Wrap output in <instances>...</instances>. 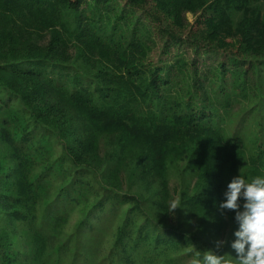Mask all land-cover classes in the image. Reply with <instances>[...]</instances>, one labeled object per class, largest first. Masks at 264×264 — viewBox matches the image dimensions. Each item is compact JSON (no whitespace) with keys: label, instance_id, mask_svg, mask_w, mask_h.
<instances>
[{"label":"trees","instance_id":"trees-1","mask_svg":"<svg viewBox=\"0 0 264 264\" xmlns=\"http://www.w3.org/2000/svg\"><path fill=\"white\" fill-rule=\"evenodd\" d=\"M125 1L144 10L150 0ZM151 2L155 6L150 8L148 17L162 24L164 19L172 21V25L178 23L177 17L183 10H201L199 23L208 27L206 37L210 42L196 40L197 43H206L205 47L217 51L230 47L228 52H236L230 57L232 72L225 62H220L214 72L222 79L227 73L235 75L232 86L224 84L217 91L205 90L199 74L189 72L187 62L183 61L157 68L141 64L137 55L144 59L149 48L134 37L136 30L128 40L120 24L125 10L116 17L104 11L105 7L115 5L113 0H0L2 259L11 258L10 248L1 243L9 231L2 224L6 218H11L21 222L24 231L36 240L32 259L38 264H48L57 245L56 237L71 211L67 208L77 202V198H71L72 191L79 189L77 186L86 179L83 171L90 170L94 174L93 163L86 158L97 151V141L104 130L117 135L112 158L125 148L139 149V161L132 176L139 174L152 180L168 163L180 160V154L187 157L189 170L198 177L197 188H201L187 205H191L189 209L193 212L207 208L204 216L211 219L223 216L219 205L226 199L231 174L243 170L250 173L249 177L264 175V85L263 80L259 81L261 92L255 95L249 80L250 69L255 64L250 62L249 69H243L246 54L257 57V65L264 68V0ZM84 5L87 7L83 8ZM168 26L166 34L172 38L180 28L174 30ZM70 47L79 53L75 58L67 55ZM96 51L110 55L120 66L112 68V64L101 62L99 70L91 72L85 65L93 59L90 53ZM53 96L57 99L52 100ZM241 96L250 104L259 99L257 104H252V109L258 110L260 120L257 130H250L249 135L243 131L231 133L228 129L229 113ZM62 107L84 116L87 134L85 139L63 144L66 156L63 163L72 165L73 174L56 184L59 188L63 185V189L58 190L55 197L47 194L46 199H41L40 192L52 181L50 174L55 165L47 167L43 158L50 154V143L61 137L49 124V112L64 113ZM69 128L68 125L66 130ZM40 168L43 170L38 172ZM113 169L117 173L118 167ZM112 184L116 185L115 180ZM109 191L112 188H104V192ZM133 197L136 209L142 213L145 206L141 197ZM112 199L119 201L112 194L99 200L83 219L78 234L90 227L94 214L105 211L107 203H111L108 211L112 213ZM31 201L47 203L40 207L41 216H37L40 211L27 212V203ZM131 226L128 219L119 243L128 239L138 247L144 241L152 254H165L167 248L175 249L180 245H196L191 237L173 231L149 235L147 230L154 232L155 225L150 230L148 225L139 227L134 237L132 228L128 231ZM127 246L126 243L121 247V251L127 253L120 264H136L129 257ZM60 247L63 250L68 244Z\"/></svg>","mask_w":264,"mask_h":264},{"label":"rangeland","instance_id":"rangeland-1","mask_svg":"<svg viewBox=\"0 0 264 264\" xmlns=\"http://www.w3.org/2000/svg\"><path fill=\"white\" fill-rule=\"evenodd\" d=\"M113 3H115L114 6H107L104 11L116 17L117 14L120 15L125 10V17L121 19L122 23L120 22V24L122 29H125L128 40L134 30H136L134 37L137 41L144 44L146 48H149V50L147 49L148 53L142 57L144 59L141 60V56L137 55L141 64H146V66L153 65L154 68H157L161 65H171L174 62L183 61L187 62L186 67L189 72L192 71L199 74V81L205 85V90L213 92L223 88L224 84L227 87L229 85L232 86L235 75L227 73L222 79V76L220 77L218 73L214 72L218 69L220 62H225L228 65L227 68L232 72L233 62L230 57L236 52H228L231 49L230 47L217 51L205 47L206 43H197L196 40L210 42L206 37L208 27H205L204 23H199L202 14L201 10L181 11L177 17L178 23L172 25V21L169 22L164 19V24H162L148 17L151 15L150 8L152 7L153 9L155 6L151 0L148 1V5L144 7V10L129 5L125 0H113ZM91 4L92 2L88 3L89 6ZM86 7L87 5L83 6V8ZM154 11L160 14L159 11L155 9ZM160 16L162 19L164 18L162 14ZM167 26L174 30L180 28V30L173 34L174 37L169 38L166 34ZM77 54H79L77 49L72 47L68 49L67 55L75 58ZM90 56H92L93 59H91L93 61H88L89 65L86 64L85 66L92 70L91 72L98 71L99 63L101 62L112 64V68L120 66L116 59L104 52H91ZM256 58L249 54L244 55V59L247 61H245L243 69H249L250 62L255 64L250 69L249 80L252 87L251 91H254L255 95H260L261 91L259 92L258 90V83L263 80L264 85V68L257 65ZM173 75L177 74L174 73ZM210 95L212 94L210 93ZM262 95L264 97V91ZM54 99L57 98L53 96L52 100ZM252 102H254L252 104H257L259 99H254ZM252 104L244 100L242 96L237 98L233 110L228 116L230 118L228 129L231 133L243 131L249 135L250 130L254 131L256 129L260 115L257 109H252ZM14 106L18 107V104ZM62 109H64V113L49 112V124L61 137L60 140L57 139L55 142L50 143L48 147L50 154L43 158L44 161L46 160L45 164L47 167L53 166L54 163L55 165L50 174L52 181L47 183L46 188H43L40 192L42 195L41 199H46L47 194L55 197L57 191L63 189V185L59 188L56 184L73 174V169H70L72 165L67 162L63 163V158H66L65 145L63 144L65 142L73 144L75 139H85V134H87L85 131L87 126L83 121L84 116L78 111L71 110V108L62 107ZM253 112L256 113L253 114ZM251 114L254 115L253 118L250 117ZM68 125L70 128L66 130ZM30 128L28 127V129ZM98 139L97 151L94 150L92 156L88 155L86 158L89 163H93L94 174L90 170L83 171L86 179H84L83 184L77 186L79 189L75 188L72 191L73 196L71 198H77V202L67 208L71 211L63 223L60 234L56 237L57 245L54 246L53 255L47 260L48 264H120L127 253L121 251L122 245L126 243L129 257L136 264H189L195 250L200 252L212 250L217 255L230 254L233 257L236 256L235 250L231 247V244L236 239L234 233L239 228V224L235 220V212L222 209L223 216H213L211 219L204 216L207 214V208L200 210V212H193L189 209L191 205L189 203L187 205V201L201 190V188H197L198 177L196 173L188 168L187 157H181L180 154L178 157L180 160L168 163L161 173L149 180L139 174L132 176L133 170L139 161V149L125 148L112 158L111 153L116 147L117 135H112V131L104 130ZM115 166L118 167L117 173L112 171ZM40 170L43 169L40 168L38 172ZM106 170H110V172ZM241 172L246 178H249L250 173L246 174L247 172L243 170ZM238 175H240V171L237 174H231V178L227 182L230 183ZM113 180H115L116 185L112 184ZM104 188H112V191L104 192ZM75 190L79 193H73ZM111 194L112 197H116L119 200L112 199V213L108 211L111 203H107L105 211L97 215L94 214L90 218V227L78 234L83 219L86 216L88 217L89 212L99 200L105 195ZM136 195H139L142 203H144L145 207L142 208V213L136 209L133 203L132 198ZM177 196L181 199L182 207L169 213L168 202ZM239 203L241 204L240 210L243 211V204L245 203L243 197L240 198ZM2 204L0 202V213H3L4 205ZM43 204L47 203L31 201L27 203V212L40 211L37 216H41L42 209L40 207ZM203 216L204 219L202 218ZM128 219L129 226L132 225L128 231L132 228L131 234L134 237L139 232V227L148 225L150 230V227L155 225L154 227L157 231L155 229L154 232L153 230H147L149 235L153 236L156 233L165 234L173 231L186 234L189 238L191 237L196 245L189 247L180 245L175 249L167 248V251L163 250L167 252L165 254L160 252L152 254L149 252L151 248L145 245L144 241H141L137 245L138 247H135V242H130L128 239H124L125 242L123 244L119 243L121 230ZM4 222L2 225H6L5 227L9 231L4 237L2 236L1 243L11 249H8V255L11 258L5 260L0 257V264H38L32 259L36 240L24 231L25 228L21 222L13 221L11 218H6ZM91 227L96 229L91 231ZM142 236H144L143 233ZM140 238L143 240L142 237ZM216 241H225V243L217 249ZM65 243L68 244V247L61 250L60 246L65 245Z\"/></svg>","mask_w":264,"mask_h":264},{"label":"clouds","instance_id":"clouds-1","mask_svg":"<svg viewBox=\"0 0 264 264\" xmlns=\"http://www.w3.org/2000/svg\"><path fill=\"white\" fill-rule=\"evenodd\" d=\"M225 201L220 209L235 212V220L239 228L235 231V241L231 247L236 256L230 254L217 255L212 250L200 252L195 250L189 264H264V175L246 178L234 177L227 186ZM243 197V211L240 210V198ZM182 207L179 196L168 202L169 213ZM225 241H216V248L223 246Z\"/></svg>","mask_w":264,"mask_h":264}]
</instances>
